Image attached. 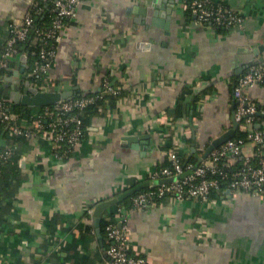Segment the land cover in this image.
<instances>
[{"label":"crops","instance_id":"1","mask_svg":"<svg viewBox=\"0 0 264 264\" xmlns=\"http://www.w3.org/2000/svg\"><path fill=\"white\" fill-rule=\"evenodd\" d=\"M152 1L84 0L64 30L50 90L98 92L105 77L122 86L120 96L92 114L84 142L67 162H57L41 138L11 144L13 136L0 127V149L17 145L22 158L0 199V264H109L103 234L88 230L95 224L86 208L130 184L158 183L151 174L168 148L202 161L212 140L233 128L234 79L264 58V0H226L246 10L245 25L218 33L193 25L182 0L167 16ZM30 5L0 0V54L11 24ZM149 7L160 12L158 24L148 22ZM21 56L2 75L3 100L19 88ZM249 92L264 106V84ZM143 134L154 140L155 152L146 149L149 139L126 140ZM253 149L248 143L244 154ZM227 191L209 204L170 197L130 211L133 248L148 264H264V197Z\"/></svg>","mask_w":264,"mask_h":264},{"label":"built area","instance_id":"2","mask_svg":"<svg viewBox=\"0 0 264 264\" xmlns=\"http://www.w3.org/2000/svg\"><path fill=\"white\" fill-rule=\"evenodd\" d=\"M43 1L52 2L51 21L37 28L35 34L31 36L35 16L41 15L45 10L41 4ZM83 1L31 0L30 8L22 20L11 24L9 37L3 44L0 54V71L8 68L10 58L20 53L18 43L30 40L29 46L35 48L33 52L38 58L33 63L32 71L25 76L35 77L36 82L34 84L30 82L33 87L43 91L50 90L49 76L56 64L59 43L63 39L64 30L76 17L77 9ZM182 2L185 10L193 16L190 20L192 24L213 33H218L219 27L229 29L235 26L242 28L245 25L246 10L231 6L226 0ZM28 80L30 81V79L26 81ZM263 82L264 59L249 64L233 88L237 104L235 121L239 123V129L246 132V138L229 139L199 165L184 163L177 148L166 149L165 154L170 164L151 174L152 179L158 180V183L149 186L154 189L136 193L132 197L131 209L121 206L114 216L108 212L103 215L107 237L111 242L106 251L109 264H148L143 252L133 248L129 212L158 205L156 198L167 193H172L176 198L194 197L209 204L212 202L211 191L220 187L222 178H227L230 179L228 189L231 191H252L264 197V128H261L263 124L257 126L258 115H264V106H260L249 92L251 87ZM102 87L105 92L113 93L115 97L122 93V86L109 77L103 79ZM96 98L97 96H87L61 100L52 106L36 110L30 125H26L22 113L8 108L0 95V122L8 125V132L14 140L41 138L48 144L52 157L57 162H67L79 151L86 138L88 119L81 112L89 104L94 103ZM199 108L200 106L196 110ZM248 143H252L254 149L247 155L244 152ZM16 148L17 145H11L0 149V167L14 156ZM165 179L168 181H164ZM126 188H119L117 193L120 191L123 193ZM92 211V206L86 208V219H92ZM201 238L206 239L205 236Z\"/></svg>","mask_w":264,"mask_h":264},{"label":"trees","instance_id":"3","mask_svg":"<svg viewBox=\"0 0 264 264\" xmlns=\"http://www.w3.org/2000/svg\"><path fill=\"white\" fill-rule=\"evenodd\" d=\"M41 4L45 8V10L43 11V13L41 15L37 14L35 16L34 24L32 25L31 31H30L31 36H33L35 34V31H36L37 28H39V27H41V26H43L45 24H49V22L51 21L52 12L50 11L51 10L50 7L52 5V2L51 1H49V2L48 1H43ZM186 14H187L189 20L193 19V16L190 14V12L188 10H186ZM222 29H223L222 27H219L218 31H221ZM29 43H30V40L19 42L18 43V48L20 50V53L18 55H16V56H13L9 60V66H11L14 63L13 62L15 60L14 58L20 57L22 54L28 53L27 54L28 55V59H29L28 63L30 64V68L29 69L27 68L26 71L24 73L20 74L15 80L16 84L21 89L24 88L25 81L27 79H30V82L33 83V84L36 82V79H35V77L33 75L31 76V78L25 76L29 71L30 72L32 71L33 63L38 58V55L34 54V52H33V50L35 48L33 49L32 47H30ZM1 50H2V48H1ZM7 71H8V68H3L0 71V82L3 81V79H2L3 73H5ZM239 77L240 76H238V77H236L234 79V82H233L234 87H235ZM262 84H264V82ZM87 96H94V97L97 96L95 102L92 103V104H89L81 112V114L83 116L85 115L87 117L86 119H88V121L92 117V114H94L99 109V107L102 106L106 102V100L115 97L113 93L105 92L103 87H101V90L98 91V92L84 93V94H81V95H75L73 97H87ZM4 101H5V103H6L8 108L12 109V107H13L14 110L21 112L23 117L27 118L30 122L33 120V117H34L33 115H34L36 110H38V109L40 110V109H43V108L47 107V106H44V107L30 108V107H26V106H23V105H17V104L12 106L9 101H6V99ZM49 106H52V105H49ZM261 121L262 122L264 121V115H262V114L258 115V122H261ZM0 127L2 128V131H9L8 125L5 124V123L0 122ZM261 128H264V125H262ZM85 130H86V134H87V127H86ZM234 138H246V132L244 130L238 129L236 135L234 136ZM16 143L17 142L14 140L11 144H16ZM17 148L15 149L16 152H15L14 156L12 158H10L7 162H4L2 164V166L0 167V172H1V177H0V198H2V193L4 192L3 188L4 189L7 188L11 184L12 180H15L14 176L16 174H18L20 169H21V165H20L21 157L18 154L19 148L18 149ZM182 160H183L184 163H187V164L191 163V164H194V165H199L202 162V161H199L196 157H194L193 160H189V161H187L184 157H182ZM169 164H170L169 161L166 159V161L162 163V167L168 166ZM162 167L158 168V170L161 169ZM226 169H228V168H226ZM218 177L221 178L220 175H218ZM229 184H230V179L222 178L220 187L219 188H215V189H213L211 191L210 198L211 199H213V198L214 199H220L222 196H225V191L228 190ZM137 185H138L137 183L130 184V186L128 188H126L123 192H125L127 190H130L131 188H133V187H135ZM153 189L154 188L144 187V188L140 189L139 191H137L136 193H138V192H147V191H151ZM120 192L114 194V196L119 195ZM135 194H133L132 196H130V197L126 198L125 200L119 202L118 204H115V205L111 206L110 210L107 211L108 214H110L111 216H114L121 206H125V207L131 209L133 207L132 197ZM170 197H174V195L172 193H167V194H165V195H163L161 197L156 198L157 204L165 203ZM197 200L200 201V199H197ZM99 202L100 201H96L92 205V207H94ZM88 230L91 233H93V234L96 233V229H95L93 224H89ZM101 233L104 236L103 237V241H104V247H105V253H106L107 249L111 245V242L108 240V237H107L104 218H102V222H101ZM106 256H107V254H106ZM143 256H145V254ZM107 258H108V256H107ZM108 260H109V258H108ZM109 262H110V260H109ZM147 262H148V260H147Z\"/></svg>","mask_w":264,"mask_h":264},{"label":"water","instance_id":"4","mask_svg":"<svg viewBox=\"0 0 264 264\" xmlns=\"http://www.w3.org/2000/svg\"><path fill=\"white\" fill-rule=\"evenodd\" d=\"M167 2L168 0H153L152 6L151 7H155L156 5L161 9V14L160 12H157L156 10H152V8H148L147 12L149 14L148 17V22H153L154 24H158L157 22V16L158 14L160 15H165L167 16L171 14L172 12V6L175 3V0H169L170 2V6L165 5L164 3L162 4V2ZM154 15V17H153ZM264 58H261L260 60H263ZM21 60L23 63V67L18 70L15 71V75L18 77L21 73H24L26 71L27 68H29V59L27 55H22L21 56ZM248 66V65H247ZM246 66V67H247ZM9 80H13L12 78H9ZM75 96V94L73 92H68V91H55V90H47V91H43V90H39L35 87H33L30 84V81H26L24 88L23 89H17L13 86V90L11 92V98H10V102L12 104H17V105H23L26 107H30V108H34V107H44V106H49V105H53L61 100H66L69 99L71 97ZM261 124H258V127H260ZM239 129V123L235 121V117H234V126L233 128H231L228 131L223 132L222 134H220L218 137L214 138L212 140V142L209 144V146L206 148L205 153L203 154L202 159H206L215 149H217L218 147H220L223 143H225L226 141H228L229 139L233 138L236 133L237 130ZM139 139H149V146H147L146 149H149L150 151L155 152V148H156V144L154 143V140L150 139V136L147 134H143L140 136H127L126 140L129 142V144L133 141L138 142ZM136 145V144H135ZM133 147L137 148L138 146H134ZM194 150V148H193ZM142 155L145 156L147 155V151H142ZM160 156L159 152L157 154V156ZM164 181H168V179H165ZM149 183H144V184H139L138 186H135L133 188H131L130 190H127L123 193H120L119 195L116 196H112L111 198L105 199L101 202H99L98 204L95 205V207L93 208L92 211V216L94 219V224L97 230V233L99 235V237H102V233H101V222H102V218L103 215L105 214V212L113 205L118 204L119 202L125 200L126 198L132 196L133 194H135L137 191H139L140 189H142L143 187H149ZM227 192L231 193V190L228 189Z\"/></svg>","mask_w":264,"mask_h":264}]
</instances>
